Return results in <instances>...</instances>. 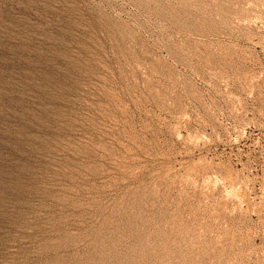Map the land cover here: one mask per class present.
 <instances>
[{"label":"rangeland","instance_id":"374dc122","mask_svg":"<svg viewBox=\"0 0 264 264\" xmlns=\"http://www.w3.org/2000/svg\"><path fill=\"white\" fill-rule=\"evenodd\" d=\"M0 264H264V0H0Z\"/></svg>","mask_w":264,"mask_h":264}]
</instances>
